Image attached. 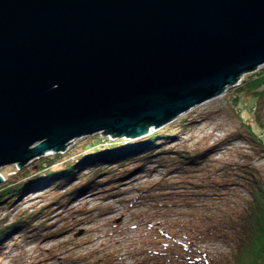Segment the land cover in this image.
<instances>
[{
    "label": "water",
    "instance_id": "95a60500",
    "mask_svg": "<svg viewBox=\"0 0 264 264\" xmlns=\"http://www.w3.org/2000/svg\"><path fill=\"white\" fill-rule=\"evenodd\" d=\"M261 64L264 0H0V167L137 138Z\"/></svg>",
    "mask_w": 264,
    "mask_h": 264
},
{
    "label": "rangeland",
    "instance_id": "374dc122",
    "mask_svg": "<svg viewBox=\"0 0 264 264\" xmlns=\"http://www.w3.org/2000/svg\"><path fill=\"white\" fill-rule=\"evenodd\" d=\"M258 75L262 80L254 85L251 78ZM159 129L165 132L161 142L141 168L134 169L137 160L103 164L107 172L97 174L103 182L92 193L86 188L71 197L65 189L98 172L84 168L58 188L0 196V226H9L0 264H230L245 232L246 208L254 206L249 187L257 179L264 188V64ZM104 137H77L23 166L0 167V193L26 175L62 166L85 143ZM202 151L198 163L181 162V153ZM53 154L60 157L47 165ZM172 165L178 166L169 170ZM163 185L181 193L176 200L182 204L173 192L163 202L175 205H162L166 196L155 194V187ZM193 189L205 194H187ZM169 238L184 243L173 256L164 255L165 245L158 243Z\"/></svg>",
    "mask_w": 264,
    "mask_h": 264
},
{
    "label": "trees",
    "instance_id": "16d2710c",
    "mask_svg": "<svg viewBox=\"0 0 264 264\" xmlns=\"http://www.w3.org/2000/svg\"><path fill=\"white\" fill-rule=\"evenodd\" d=\"M261 80V76L259 75L257 77L251 78V82H253L254 85L255 83H260ZM164 133V131H161L158 128L151 129L148 133L133 139H109L108 137H104L100 140H94L91 143H85L82 146V152H80L75 159H70L72 157L71 156L68 157L69 159L65 158V162L60 167L46 168L44 169V171H42V173L39 172L37 175H35V173L34 175H26L28 177H25L17 186H9V188L5 187V189H3L4 192L0 193V196H2L3 194L13 196L19 194L20 192L28 190L32 192L34 190L41 189L44 186H48L50 187V189L53 187L58 188L61 183H64V181H67L68 179H72L76 175V173H78V170L84 168L93 169L94 171L96 170L98 172L94 174L90 173L88 177L81 180V182L69 185L65 189H69L68 193L71 194V197L86 188H90L92 193V191L97 188V185L103 182L101 181V179L97 178V174H103L107 172L105 170L107 169V167H103V164H105V166L112 164L121 165L127 160H137L139 161V163H137L138 165L134 169L141 168L143 163L141 160H143L155 151L158 142H161L159 138L164 135ZM262 144L264 145V142H262ZM202 154L203 151L186 154L181 153V158H183L181 159V162L198 163ZM57 155L53 154L52 157L46 159L45 162H47V165L54 164V159H56L55 157H60L59 155ZM44 166L45 164L40 165V168ZM177 166L172 165L169 170L177 168ZM105 180L107 179H104V181ZM254 181L257 183V185L254 186V184H252L249 187V190L253 195L254 206H252L253 204H248L246 208V216L244 218L245 232L241 234L242 240L239 242V247L237 248L236 253L232 256L230 264H264V216L262 215L263 212L261 213V210L264 206V188L257 179H255ZM217 184L222 183L219 182ZM155 188L157 189L155 194L158 193L157 195L166 196V198L161 199L162 205L169 206L175 205V203L182 204V202L180 201L183 199L179 198L180 200H176V195H179L181 193L176 192L175 188H173L172 186L163 185V187ZM145 190L146 189H142V192ZM193 190V192H188L187 194H205V192L197 191V189ZM66 192L67 190L64 191V194ZM173 192L175 194V203H170V201L163 202L164 200H168V194ZM21 222H26V219L23 218L19 221H15L12 226L21 225ZM8 227L9 226H0V247H2L1 244L6 235ZM158 243H162L163 245H165V248L162 253L167 256H173L171 253H175L176 246L180 247V245L184 244L183 242L181 243V241L179 240L175 242V239L173 238L158 240ZM167 249L169 250V252ZM211 264H213V261H211Z\"/></svg>",
    "mask_w": 264,
    "mask_h": 264
},
{
    "label": "bare ground",
    "instance_id": "6f19581e",
    "mask_svg": "<svg viewBox=\"0 0 264 264\" xmlns=\"http://www.w3.org/2000/svg\"><path fill=\"white\" fill-rule=\"evenodd\" d=\"M1 172V171H0ZM2 173V172H1ZM3 174V173H2Z\"/></svg>",
    "mask_w": 264,
    "mask_h": 264
}]
</instances>
